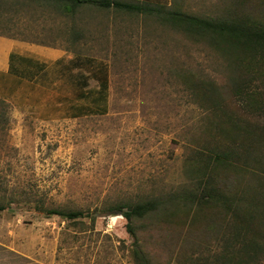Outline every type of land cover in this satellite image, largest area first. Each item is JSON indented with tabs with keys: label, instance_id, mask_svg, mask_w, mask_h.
<instances>
[{
	"label": "rangeland",
	"instance_id": "1",
	"mask_svg": "<svg viewBox=\"0 0 264 264\" xmlns=\"http://www.w3.org/2000/svg\"><path fill=\"white\" fill-rule=\"evenodd\" d=\"M226 1L155 3L215 17ZM10 5L0 2V34L9 36ZM51 15L45 34L32 26L19 36L76 52L85 81L53 84L24 114L13 111L0 87V264H133L126 219L109 208L166 197L195 179L198 163L189 161L206 111L183 79L194 74L223 83V60L205 41L154 15L89 6L72 19ZM14 19L17 33L35 25L25 12ZM81 90L88 95L73 98ZM99 93L97 108L91 97ZM79 103L87 105L83 113L70 108ZM49 207L86 215L75 221L46 216L41 209ZM203 212L191 213L192 220L160 210L135 220L153 264H219L227 221ZM214 221L220 230H212Z\"/></svg>",
	"mask_w": 264,
	"mask_h": 264
},
{
	"label": "trees",
	"instance_id": "2",
	"mask_svg": "<svg viewBox=\"0 0 264 264\" xmlns=\"http://www.w3.org/2000/svg\"><path fill=\"white\" fill-rule=\"evenodd\" d=\"M60 2L72 14L90 5L154 15L196 41H205L223 60V83L194 74L183 79L206 111L203 135L189 161L198 163L192 174L195 179L166 197L120 202L109 208V214L120 213L126 219V230L133 237V264H153L140 241L135 220H144L160 210L167 218L184 212L186 219L197 210L204 214L207 209L227 221L229 228L218 253L219 264H263L259 257L264 256V0H228L215 17L190 14L178 5L166 7L146 1ZM41 211L69 221L86 215L82 210L61 207ZM215 224L212 222V230H220L219 223Z\"/></svg>",
	"mask_w": 264,
	"mask_h": 264
},
{
	"label": "crops",
	"instance_id": "3",
	"mask_svg": "<svg viewBox=\"0 0 264 264\" xmlns=\"http://www.w3.org/2000/svg\"><path fill=\"white\" fill-rule=\"evenodd\" d=\"M9 1L11 2L10 6L13 13L10 27L14 31L10 36L0 34V87L3 86L1 88L6 92L5 96H11L14 104L13 111L15 113H31L33 112V107L36 106L33 100L46 96L45 91L51 90L53 84L59 83L60 85L64 84L68 86L70 84L77 87L78 84L85 81L84 68L81 67L82 59L76 52L68 51L61 45H50L44 41H32L30 38L19 35L21 33H28L32 29V26L35 28L37 34H45L44 25L46 19L52 16L53 11L59 13L60 16L65 15L72 19L85 6H92L83 5L84 8H77L72 14V12H69L62 6L61 0ZM135 1L155 3L158 0ZM20 12H25V14L32 18L35 25L24 26L17 33L15 31L16 22L14 18ZM74 32L73 30V34ZM76 35L77 33H75V37ZM98 90H100V86ZM87 95V93L81 90L80 93H75L73 98L77 99L78 96L79 99H83ZM102 95L99 93L95 97H91L93 103L96 102L97 108L100 106L98 101ZM64 96L66 98L67 95L65 94ZM70 106L71 110L79 109V113H83L87 105L85 103H79L77 106L80 108L73 106V104Z\"/></svg>",
	"mask_w": 264,
	"mask_h": 264
}]
</instances>
